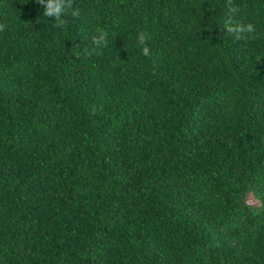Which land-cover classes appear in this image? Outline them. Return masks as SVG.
Wrapping results in <instances>:
<instances>
[{
  "label": "trees",
  "instance_id": "trees-1",
  "mask_svg": "<svg viewBox=\"0 0 264 264\" xmlns=\"http://www.w3.org/2000/svg\"><path fill=\"white\" fill-rule=\"evenodd\" d=\"M233 5L0 0V264H264V0Z\"/></svg>",
  "mask_w": 264,
  "mask_h": 264
},
{
  "label": "clouds",
  "instance_id": "clouds-1",
  "mask_svg": "<svg viewBox=\"0 0 264 264\" xmlns=\"http://www.w3.org/2000/svg\"><path fill=\"white\" fill-rule=\"evenodd\" d=\"M36 3L45 6L46 8L43 15L46 17H55L57 26H63L66 24V20L63 17L71 16L72 18H79L80 9L74 7V0H36ZM229 5V13H236L239 9L233 5V0H227ZM5 25L0 24V31H4ZM227 31L234 35L235 40L239 41L242 39H248V34L254 33L255 28L251 23L248 24H237L235 26H230ZM145 36L141 34L139 36V43L141 45L145 44ZM92 43L95 46H106L107 45V33L101 31V35L94 37ZM143 55L148 56L150 54L148 47H143Z\"/></svg>",
  "mask_w": 264,
  "mask_h": 264
},
{
  "label": "rangeland",
  "instance_id": "rangeland-1",
  "mask_svg": "<svg viewBox=\"0 0 264 264\" xmlns=\"http://www.w3.org/2000/svg\"><path fill=\"white\" fill-rule=\"evenodd\" d=\"M247 202L253 206L257 205V202L254 199H252V197L250 196L247 198Z\"/></svg>",
  "mask_w": 264,
  "mask_h": 264
}]
</instances>
